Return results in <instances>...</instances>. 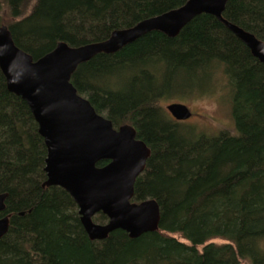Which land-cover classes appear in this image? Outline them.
<instances>
[{"label":"trees","instance_id":"1","mask_svg":"<svg viewBox=\"0 0 264 264\" xmlns=\"http://www.w3.org/2000/svg\"><path fill=\"white\" fill-rule=\"evenodd\" d=\"M188 1L0 0V27L38 60L60 42H103ZM223 17L264 42V0H228ZM219 75L231 90L234 133L209 137L171 118L165 102L210 93ZM71 81L151 149L133 201L158 202L159 229L90 240L70 195L44 187V140L0 70V194L8 196L0 218L10 217L0 264H264V65L223 23L203 14L175 38L148 33L80 65Z\"/></svg>","mask_w":264,"mask_h":264},{"label":"water","instance_id":"2","mask_svg":"<svg viewBox=\"0 0 264 264\" xmlns=\"http://www.w3.org/2000/svg\"><path fill=\"white\" fill-rule=\"evenodd\" d=\"M227 2L189 0L178 9L114 31L103 42L80 47L60 42L38 60L15 44L7 26L0 27V70L9 92L27 103L47 149L44 187H59L70 195L90 240L102 242L117 230L131 239L157 232L161 213L156 200L133 201L136 182L146 170L151 149L137 139L133 126L115 129L111 120L99 115L73 85L74 73L97 55L115 54L148 33L157 31L175 38L203 14L223 23L264 65V43L224 19ZM166 109L177 122L193 116L182 103H172ZM105 161V166H98ZM7 197L0 194V214L6 211ZM97 215L105 216L107 222L96 223ZM9 230L10 217L0 218V239Z\"/></svg>","mask_w":264,"mask_h":264},{"label":"rangeland","instance_id":"3","mask_svg":"<svg viewBox=\"0 0 264 264\" xmlns=\"http://www.w3.org/2000/svg\"><path fill=\"white\" fill-rule=\"evenodd\" d=\"M172 103L185 104L192 110L193 118L184 124L195 128L196 132L203 133L209 137H216L224 132H235L228 81L223 75L217 77L214 88L210 93L188 97L184 101L174 99L167 101L164 103L165 109ZM211 243L222 245L226 242L216 239L212 240ZM241 264H249V262L243 261Z\"/></svg>","mask_w":264,"mask_h":264},{"label":"flooded vegetation","instance_id":"4","mask_svg":"<svg viewBox=\"0 0 264 264\" xmlns=\"http://www.w3.org/2000/svg\"><path fill=\"white\" fill-rule=\"evenodd\" d=\"M224 14V13H223ZM225 19V18H224ZM261 41V40H260ZM263 42V41H262ZM264 43V42H263ZM253 56V55H252ZM262 64V63H261ZM263 65V64H262ZM229 92H230V94H231V90H230V88H229ZM88 100V99H87ZM89 101V100H88ZM90 102V101H89ZM230 104H231V96H230ZM92 105V104H91ZM94 108V107H93ZM191 110V109H190ZM191 112H192V110H191ZM193 113V112H192ZM100 115V114H99ZM194 115V114H193ZM101 116H103V115H101ZM103 117H105V116H103ZM105 118H107V117H105ZM193 118V116L189 119V120H191ZM108 119V118H107ZM189 120H186V121H182L181 123H185V122H188ZM177 122V121H176ZM114 125V124H113ZM121 127V126H120ZM120 127H115L114 126V128L115 129H119ZM220 135V134H219ZM138 139V138H137ZM140 140V139H139ZM106 162V161H105ZM102 162H100L99 164H98V166L99 167H103V166H100V164H101ZM105 166V165H104ZM47 178V177H46ZM95 218V217H94ZM94 221H95V219H94ZM96 223H98V222H96ZM106 223V222H105ZM104 223V224H105Z\"/></svg>","mask_w":264,"mask_h":264}]
</instances>
